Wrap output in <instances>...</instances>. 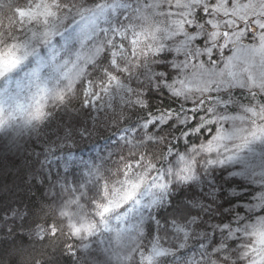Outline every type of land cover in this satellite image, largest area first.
<instances>
[{
	"label": "snow or ice",
	"instance_id": "snow-or-ice-1",
	"mask_svg": "<svg viewBox=\"0 0 264 264\" xmlns=\"http://www.w3.org/2000/svg\"><path fill=\"white\" fill-rule=\"evenodd\" d=\"M105 7L100 3L85 8L66 0L0 5V10L7 9L0 19V133L19 127L21 121L27 127L40 124L52 110L73 101L93 110H112L118 102L143 113L144 127L127 134L132 136L125 140L130 148L115 171L97 173L101 191L91 200V211L73 189L60 205L48 208L57 223L33 228L29 237L42 241L66 235L65 251L75 256L98 233H110L118 264H160L161 253L175 255L186 247L196 224H172L175 245L159 236L139 244L142 230L135 212L159 204L169 189V173L162 165L167 154L182 141L191 145L193 137L199 143L180 157L183 167L171 174L173 180L185 182L202 167L223 165L252 142L264 141V0H138L127 9L126 23L92 51L83 41L94 35ZM69 18L79 21L82 50L75 59L64 60L54 51L50 60L33 63L38 49ZM102 51L107 65L92 78L88 66ZM69 65L78 69L75 79ZM46 68L53 74L47 78ZM237 91L246 93V103L240 105L241 115L230 116ZM153 95L161 99L155 108ZM22 96L33 103L21 104ZM122 116L116 114L117 123ZM236 121L247 123L243 135L235 131ZM229 122L230 128L225 126ZM204 132L210 138L201 141ZM126 205L130 209L121 215ZM225 219L206 229L213 232L210 245L204 247L207 235L197 241L200 259L185 264H264V218L235 226H226ZM133 236L137 244L127 247Z\"/></svg>",
	"mask_w": 264,
	"mask_h": 264
},
{
	"label": "rangeland",
	"instance_id": "rangeland-1",
	"mask_svg": "<svg viewBox=\"0 0 264 264\" xmlns=\"http://www.w3.org/2000/svg\"><path fill=\"white\" fill-rule=\"evenodd\" d=\"M10 2L11 0H0V5ZM66 2L74 3L78 6L82 5L85 8H95L100 3L106 5L103 13L95 21L96 29L94 35L83 41L89 49L94 51L95 48L104 45L111 33L119 30L126 23L127 9L135 5L138 0H66ZM6 11V8L0 10V19L4 18ZM78 23V20L73 22L71 18L65 21L59 31L49 39L48 43L38 49L36 57L33 58V63L37 60H50L54 51L59 52V57L64 60H74L76 53L82 50L81 41L78 39ZM104 55L105 52L102 51L95 57L93 63L88 66L90 77L95 78L100 74L99 61ZM68 71L70 77L75 79L78 69H73L69 65ZM52 75L49 69L46 68L44 70L46 78ZM19 102L25 105L33 103L26 96H22ZM45 103L49 102L45 101ZM129 108L131 109L132 107L119 105L116 102L114 103V108L108 110L107 113L105 110L82 108L78 102L73 101L69 106H61L52 110L51 115L40 124L27 127L22 121L18 122L19 127L0 133V162H17L33 154L38 155L40 166L33 173L32 178L37 177L45 182V193L51 200L53 208L60 205L67 198L68 193L75 189L76 194L82 196V204L91 211L90 202L93 198H99L101 191V185L97 183V173L108 175L115 171L120 157L127 155L130 148V145H126L125 140H131L132 136L127 134L132 133L135 135L144 126L140 127L134 124L123 127L110 139L102 142H91L93 146H88L83 150H74L71 147L79 146L84 141L96 138V135L102 132L101 130H108L120 124L121 119L120 123L116 122V114L123 112L124 115ZM60 109L64 111L60 119V126L51 125L45 128V123ZM102 112L107 114L102 116ZM231 124L232 122H229L225 126L230 128ZM236 125L235 131L243 135L244 133L241 129L247 128V123L236 121ZM65 148H71L72 150L56 155L59 149ZM173 167H175L176 173L180 171L173 163L170 169H163L166 173H169V189L164 194L162 201L149 209L140 208L135 212L136 222L139 223L142 230L139 244H147L157 236L167 239L173 245L177 243L178 237L171 225L184 224L186 222L174 220L160 223L156 213L160 207L166 205L168 195L181 189L184 184L195 185L197 189L188 198V201L193 206L201 208L204 213L206 211L215 217H219L222 212H225L228 214L229 222L232 225L233 222L237 223L238 221L254 223L257 219L264 218V213L258 214L260 211L264 212V203L258 200L245 205L247 210L244 213L239 211L241 208L239 205L238 207L232 206L217 209L221 202L218 198L219 185L214 180L216 179L217 170H225L228 173L227 178H242L249 181V184L264 187V141L252 142L247 148L235 154L231 161L223 165L202 167L195 174L194 179L190 181L173 180L171 175L174 174ZM213 171L215 172L212 173ZM128 209H130V206L126 205L119 210V213L126 215V210ZM22 216V212L6 214L5 219L0 222V230L4 228L9 230L10 225L21 220ZM190 220H196V224H193L190 229L194 234L192 240L184 249L177 250L175 255L165 256L161 253L160 264H185L191 258L199 260L201 245L197 241L207 235L208 239L205 241L204 247L212 243L211 236L213 232L206 231V229L214 228L217 225V221L211 218L205 220L201 215H195L188 221ZM115 223L116 220L113 219V225ZM197 225H203V227H198ZM120 226L124 227V224ZM110 235V233H98L92 238L86 250L78 249L76 256L80 262L84 264H118L117 256L112 251L115 243L109 239ZM136 244L137 240L134 236L126 241L127 247H132Z\"/></svg>",
	"mask_w": 264,
	"mask_h": 264
},
{
	"label": "trees",
	"instance_id": "trees-1",
	"mask_svg": "<svg viewBox=\"0 0 264 264\" xmlns=\"http://www.w3.org/2000/svg\"><path fill=\"white\" fill-rule=\"evenodd\" d=\"M105 56V55H104ZM104 56L100 59L99 70L107 65ZM246 93L237 91L236 104H233L228 115L236 116L242 113L241 104L246 103ZM161 103V99L155 95L151 98L153 108ZM171 103V101H166ZM190 105H186L189 107ZM178 107V105H177ZM57 110L55 114L45 123V128L49 126H60L63 110ZM108 110H105V112ZM105 112H102L104 116ZM203 113H201L202 115ZM193 118V122L195 121ZM120 123V122H119ZM143 125V113L134 108L129 110L121 117V123L108 130H101L96 138L84 141L79 146H73L72 149L83 150L88 146H93L91 142H102L110 139L117 134L123 127L130 125ZM215 127V126H212ZM205 136L210 135L204 132L200 136L202 141ZM191 147H199L193 137V143L188 145L187 141H182L177 144L175 149L167 154L166 159L162 162L163 169H170L171 164L181 169L183 163L180 157L185 156L191 151ZM71 148L59 149L56 155L72 150ZM181 165V168H180ZM40 166L38 155L33 154L17 162H0V222L5 219L6 214L22 212L23 216L18 222L12 223L9 230H0V264H84L80 262L77 256H72L65 251L66 235L57 234L56 237L47 236L44 240H38L34 237H29V231L38 226L50 227L57 223L56 218L48 211L52 206L51 200L45 193V182L35 177L33 173ZM172 168L174 174L176 173ZM213 171L212 173H214ZM228 173L225 170H217L215 183L218 187L219 203L217 209L232 207L238 205L241 207L239 211L244 213L245 205L254 201H260L264 196V187L249 184V181L242 178H227ZM195 185L184 184L181 189L170 193L167 197V203L164 207H160L156 213V217L160 223H167L174 220L187 222L195 215H201L205 220L211 218L216 220L217 224L221 218L227 217L224 220L225 225L231 224L228 214L221 213V216L215 217L211 213L195 207L188 201L189 196L196 192ZM221 211V210H220ZM264 213L260 211L258 214ZM25 214V215H24ZM235 222L233 225L235 226ZM213 236V235H212ZM211 236V238H212Z\"/></svg>",
	"mask_w": 264,
	"mask_h": 264
}]
</instances>
